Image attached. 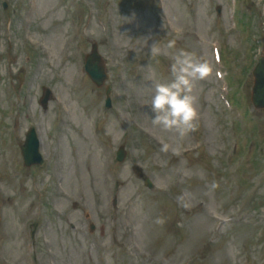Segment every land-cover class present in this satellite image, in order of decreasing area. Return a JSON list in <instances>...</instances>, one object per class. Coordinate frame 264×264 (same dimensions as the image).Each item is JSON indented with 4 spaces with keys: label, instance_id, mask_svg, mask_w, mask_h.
I'll list each match as a JSON object with an SVG mask.
<instances>
[{
    "label": "rangeland",
    "instance_id": "obj_1",
    "mask_svg": "<svg viewBox=\"0 0 264 264\" xmlns=\"http://www.w3.org/2000/svg\"><path fill=\"white\" fill-rule=\"evenodd\" d=\"M2 1L3 0H0V4ZM18 1L19 0H16V2L15 0H11L10 4L13 6L18 3ZM56 1L57 0H36L37 15L42 16L46 13L50 14L41 24L44 28H50L42 38H47L49 31L56 27V23L59 22L62 17V13L59 10L50 13V9L54 6ZM194 1L198 0H167L166 6L169 16L174 24L178 25L179 28H183L185 25H190V30H193L198 35V39L200 38L201 42L204 43L199 49L198 56L197 51L194 49L193 53L210 64L212 72L207 78L210 79V81H213L215 68L212 64L211 50L207 45L209 44L210 47L212 34H207L208 25L206 22L211 14V6H208L207 1L205 0L203 12L198 15L196 8H194V11L190 9V4H192L193 8ZM117 2L118 5L112 9L115 11L116 15L118 38L115 41H108L107 49L105 51V54L110 57L109 66H111L112 80L115 83L113 99L115 113L113 114L111 112L108 116L107 121L108 127L111 129V140L107 143L104 150L98 146L93 150V145L88 143L89 141H92L88 134L89 124L92 120L91 113L98 109V105L101 102V94L96 92L88 83H85L82 87V93L78 92L75 96L71 95L68 91L67 81H72V79L64 78L62 69L57 68L56 64H51L49 70L44 66V68L39 71V74L35 72V65L32 64L29 67L30 73L27 84L22 89H18L19 85L14 72L9 75L7 71L6 61L11 60V55H8V57L2 56V48L6 43L1 39L0 114H3L4 112L7 113L11 103L19 100L18 103L21 101V104L16 117L20 118L25 116V106L29 103L27 96H31V103L33 104L34 97L40 94L41 85H49L51 80L54 85H57L62 89V95L66 100H71V102L68 101L70 114L64 119L68 123L74 121L79 127L78 132L75 135H71L75 137L76 147L80 151V156L76 158V154H73L75 146L71 145L70 148H67L65 147L64 142L63 158L59 163L60 181L58 184L66 191L67 198L60 200L59 202L60 204L68 203L69 206L73 202H77L80 206V211L84 213L87 212V214H89L98 224H106L107 232L104 239L83 240L78 237L77 240H75L74 238L79 234L72 235L68 225L64 222H60L59 225L54 223L53 226L42 229L40 236H45L46 234L50 235L53 264L72 263L73 255H76L77 264H79L82 260V256L87 254H92V257L94 258H100V260L94 264H152L153 262L154 264H183L182 252L175 251L176 254L170 257L173 248L177 244H181V240L177 239L173 233L166 230L169 225L166 221L163 220V224L157 223V220H162L159 213L167 207L165 201H163L164 199H162V202L155 204V197L148 195L149 192L146 191L142 187L141 182L135 178L132 169L136 166H140L145 171V174L152 178L154 184L159 187L166 185L169 180L166 171V165H168V150L162 151L161 149L164 144H168L169 139L173 140V136L168 132L163 131L161 128L152 125L149 118L152 115L149 106L153 94L152 89L154 88L155 83L165 82L167 79L168 57L166 56L172 52H175L176 54L180 50H186V47L175 44L174 48L170 50L168 49L167 44L170 40L165 41L161 38L163 36V27L156 22V18L152 13L145 11L144 7L147 4L146 0H119ZM212 4L215 6L217 0ZM140 6L142 9H139ZM257 11L260 13V19H257V14L254 10L249 11L246 28L240 29V27L237 26L235 31L232 30V32L227 33L229 32V29H227L228 23L225 13L222 14L220 20L221 25L217 28L221 30V42L224 57L227 62L226 66L230 75L233 76L231 82L234 81L236 85L241 81V78H245L242 76V72L247 71L249 67H252L256 60L255 57L259 55L260 52H264V10L262 12L259 10ZM195 15H197L196 26L195 21L194 24L192 23V20L195 19ZM58 17H60V19ZM35 20L36 16L33 18L32 23H34ZM16 24L20 25V22L16 20ZM259 26L261 28H259ZM18 30L19 26L13 28V32L16 36L12 39V42L21 46L23 45L21 43V32ZM66 35L67 33L65 32V36L62 38L65 39ZM63 39L59 40L55 48L60 47ZM245 39L247 41L250 39L258 40L260 44L255 50L248 51V47L245 46ZM156 41L160 46L158 48L160 62L152 65L155 56L150 58L149 54L151 52L150 48L156 44ZM24 58H26V54L24 55ZM31 61H36V58H32ZM21 63L25 64V61L23 60ZM19 66L20 65H18V67ZM24 66L26 67L27 65ZM15 68L16 65H12V70ZM55 72L60 74L61 77ZM52 74L53 76H51ZM74 75L75 73L71 70L70 77H74ZM249 90L250 84L249 86H246L244 93L247 94V91L249 93ZM218 94L220 108L225 112L220 99L219 86ZM242 99L243 96L239 98V101ZM50 109L52 110V116H54V110L51 107ZM242 109L243 104L238 110L241 111ZM208 114H210V112ZM1 120L2 118H0V121ZM213 120V118H209L207 123L210 124ZM256 120L255 123L248 125V129L251 128L250 130L244 129L243 132L238 131V137L235 129L236 134L235 136H232L238 139L239 148L242 149V151L245 145L250 144L247 139L256 136L258 140L257 143L251 145V156L248 157L236 153L232 158V162H230L232 166H224L226 168L223 175L224 181L226 184H232V187L235 189L243 185L242 181L239 179L240 175H242L243 178L250 176L251 172L255 175V172L264 165V155L263 153L258 152L259 147H261L262 150L264 146V115L257 116ZM217 124L220 125L218 129L215 127L211 128V131L216 132L218 135L217 142L205 143L201 149L203 154H209L211 155V158L213 157L212 155L218 153L224 155L225 153H228L231 148L230 143L225 142V134L223 133V130L226 126L221 121ZM120 125L123 126L125 132H122ZM1 128L2 126L0 125V129ZM258 130H263V132L258 133ZM122 134L123 139L120 142L118 136ZM144 135L146 138L143 137ZM83 141H85V143H83ZM118 143L124 144L131 152L126 162L122 165H117L113 161L115 148ZM170 147L174 152L180 151L176 144H172ZM188 163H191V160L179 162L180 169L184 170L186 167L187 173H190L192 167H188ZM221 163L225 165L227 162L222 160ZM193 164L194 162H192V165ZM237 167H239V170H236ZM195 168H197V163L195 164L193 173L195 172ZM8 172L9 171L6 170L4 174ZM115 173L119 176L121 184L125 186L121 193V200L126 207L129 208V204L126 202L129 201V196L134 194L133 191H142V195L148 197L147 200L149 204L147 207L149 208L153 219L149 222L147 220L149 217H145L144 220L149 222L147 226L152 223V228L155 234L150 241L146 242L145 237L139 233L136 239L140 244L132 242L135 252L133 255H129L125 251V246L120 252L115 251L112 255L109 253L102 256V250L104 248L102 244H106V241H109L110 239V233L108 232L110 226L106 223V217L102 214L103 206L104 202L110 200V197L113 194V186L117 184ZM39 174L41 178L44 179L47 173L42 172ZM232 174L235 176L233 182L230 181L232 179ZM3 178H5V175L2 179ZM9 181L10 179L8 177L7 182ZM48 192L51 193L50 195L54 194L56 192L55 187L53 186ZM258 194L261 195V189L258 190ZM7 196H11L12 199L10 203L14 204V197L9 192ZM141 199L142 196L140 198H131V200ZM45 206L48 211L51 212L49 201L46 200ZM155 207L159 212L155 210ZM5 210L8 215L10 213V207L6 206ZM81 217L82 215H80V218ZM129 217L132 219L131 210L129 212ZM133 217L135 221L132 220L134 222H139V216L133 214ZM137 224L138 227L141 226V222ZM239 227L232 225V238L235 239V245L232 243V253L229 257L225 260L217 259L221 264H242L243 257L239 255L237 246L239 241H246L250 247L252 245L251 238L244 236L243 234L245 232ZM205 228L207 229V227ZM176 232L181 231L180 229H177ZM41 241L38 254L40 264H49V262L45 260L47 256L46 246L43 245ZM225 241L227 240L223 239L222 242L214 248L218 250ZM260 241H262V251L259 256L253 257L254 264H264V237ZM201 243H204V241ZM136 246L139 249L143 248V252H152L155 259L153 260L152 258V260L148 261L145 257L138 256L140 253ZM193 259L194 262L192 261V264H200L196 260V257H193ZM210 261L214 262V260ZM219 262L218 264H220ZM205 264H208L207 261Z\"/></svg>",
    "mask_w": 264,
    "mask_h": 264
},
{
    "label": "clouds",
    "instance_id": "obj_2",
    "mask_svg": "<svg viewBox=\"0 0 264 264\" xmlns=\"http://www.w3.org/2000/svg\"><path fill=\"white\" fill-rule=\"evenodd\" d=\"M167 47L174 48L175 41H170ZM150 51L154 56L158 54L159 49L154 44ZM211 72L212 67L206 60L192 52L178 51L173 56L171 78L166 82L155 83L152 89L149 106L152 125L165 132L175 133L178 138L195 131L198 112L195 107L196 97L192 95L193 87L196 82L207 78ZM168 148L169 145L164 144L161 150L167 151ZM157 223L163 224L164 221L157 220Z\"/></svg>",
    "mask_w": 264,
    "mask_h": 264
},
{
    "label": "bare ground",
    "instance_id": "obj_3",
    "mask_svg": "<svg viewBox=\"0 0 264 264\" xmlns=\"http://www.w3.org/2000/svg\"><path fill=\"white\" fill-rule=\"evenodd\" d=\"M197 225H199V224H197Z\"/></svg>",
    "mask_w": 264,
    "mask_h": 264
}]
</instances>
